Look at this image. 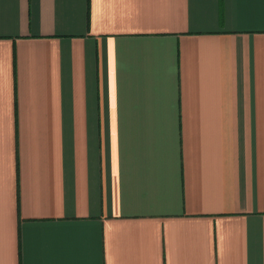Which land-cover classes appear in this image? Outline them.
Masks as SVG:
<instances>
[{
	"label": "crops",
	"instance_id": "crops-1",
	"mask_svg": "<svg viewBox=\"0 0 264 264\" xmlns=\"http://www.w3.org/2000/svg\"><path fill=\"white\" fill-rule=\"evenodd\" d=\"M0 264H264V0H0Z\"/></svg>",
	"mask_w": 264,
	"mask_h": 264
}]
</instances>
